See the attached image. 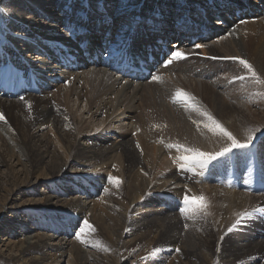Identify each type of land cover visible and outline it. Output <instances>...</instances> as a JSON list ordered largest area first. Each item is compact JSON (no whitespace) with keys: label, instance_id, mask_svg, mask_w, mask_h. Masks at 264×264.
I'll return each instance as SVG.
<instances>
[{"label":"bare ground","instance_id":"obj_1","mask_svg":"<svg viewBox=\"0 0 264 264\" xmlns=\"http://www.w3.org/2000/svg\"><path fill=\"white\" fill-rule=\"evenodd\" d=\"M85 1L75 5L77 1L74 0H43L50 9L46 14L34 2L29 5L25 0H0V76L5 73L21 76L23 87L28 85L26 75L35 77L34 92L23 90L19 95L11 96L0 90V114L4 117L0 120V190H10V200L23 199L27 187L38 180H46L48 192L40 193L36 198L23 199L18 204L50 201L51 198L58 200L59 196L54 191L65 195L72 188L80 190L85 199L76 201L82 198L76 196V200H66L65 205L71 207L68 209L73 215L64 223L71 220V225L77 223L81 228L87 221L93 228L90 217H95L85 213L89 207L93 211L91 199L86 195H89L90 187L92 190L102 188L105 196L102 201L106 200L102 211L104 219L107 221V215L116 217L119 225L115 233L118 241L109 243L103 237V246L110 248L112 254H118L119 250L123 251L128 246L130 255L137 256L132 264H142L140 258L144 254H140L138 245L150 246L154 251L159 249L166 255L175 251V264H255L258 259L260 264H264V238L259 237L264 235V194H256L264 191V141H260L263 137L260 139L259 134L264 131V122L253 124L244 112L239 101L245 95L235 90L244 88L240 84L242 79L237 77L245 79L246 69L233 65L239 62L234 58L245 59L264 80V16L259 10L263 9L261 3L258 0H214L211 4L210 0H137V3L130 0L131 5L126 7L129 0H123L121 8L113 10V0H105L104 4L109 7H104V12L103 8H98L103 0L97 2L95 9H86ZM38 4L41 6V1ZM203 8L209 15L220 10L216 23L221 26L213 28L207 22L209 15L200 12ZM236 10L241 14L238 17ZM93 11H99L100 15L95 16ZM258 11L262 18H257V22L237 24L242 15H255ZM60 14H69L75 30L80 26L87 32L74 42L69 32V36L61 37L67 32L64 27L55 25L54 33L57 35L45 36L49 27L45 26L41 17L45 16L51 22L60 18ZM105 15L112 19V27L111 19L107 23L102 22ZM135 15L144 17V20L147 17L156 19V24L151 27L146 25V21L139 22L130 33L131 22L135 20L132 16ZM17 16L22 20L19 24L12 21ZM130 17L132 20L127 22ZM183 17H189L194 24L202 26L205 35L194 33L192 26L175 27L174 24ZM33 25L42 35L29 30L28 26ZM114 25L116 27L109 37L111 42H114L115 34L120 33L123 41L129 38V50H139L142 54L145 53V46L149 44L152 48L158 37L178 41L182 35L195 34L198 39L193 46L185 41L178 48L185 58L152 72L149 78H128L103 65L101 60L90 61L92 57L83 55L84 51L92 56V51L100 47L97 46L98 40H104L105 31ZM124 25L128 28L121 32ZM25 30L30 33V39L26 36L22 38V33L18 32ZM211 37V42L206 41ZM83 40H87L85 49L79 48ZM29 41L41 47V52L33 57L43 61L46 57L48 62L28 63L29 59L23 56V51L29 48ZM172 41L168 47L175 43ZM195 45L202 46L199 47L201 55ZM31 51L38 50L33 47ZM57 51L58 56L63 58L69 53L76 55L77 67L62 65L55 56ZM231 58L234 61H230ZM16 59L20 60L17 64L8 62ZM219 71L225 72L223 79L215 77ZM155 76L161 77V80H154ZM63 80L67 83L61 87L59 82ZM196 84L198 87L194 88ZM57 85L58 88L52 91L51 88ZM177 90L192 97L188 103L200 111L177 97ZM253 90L255 96L251 89L249 94L252 93L256 101L263 91L260 86ZM222 94L225 96H220ZM141 96L149 99L145 107ZM70 97L85 101L89 117L100 116L103 124L100 130L88 127L90 120H85L83 115L84 120L69 112ZM166 99L171 102L165 103ZM174 100L177 102H172ZM176 107L177 112L172 109ZM201 111L209 113L240 142H245L248 135H252L253 140L248 148L235 149L203 167L194 164L190 169L181 170L176 157L182 153L169 145L179 144L214 154L230 143L226 137L214 134L205 127L208 121ZM260 111L264 114L263 110ZM135 129L137 133L131 136ZM71 161H76L73 167L70 166ZM93 172L101 174L98 183L93 180ZM71 173L74 174L70 177ZM74 177H77V182L73 181ZM109 177L119 179V187L109 183ZM62 185L66 187L65 193ZM185 195L205 197L209 202V214L201 213L195 218L182 216L180 208ZM70 200L73 202L70 203ZM13 204L9 205V209L15 208ZM60 227L61 224L54 227L48 224V231L26 234L17 241L12 240L10 234L1 236L0 247L6 250L0 251V257L11 264H86V257L95 258L96 254L94 257L90 255V248H97L89 240L93 231L86 229L81 239L87 243L79 239L78 248H74L75 238L72 242L53 241L54 234L60 230L54 232L52 228ZM65 230L70 233L69 224L65 225ZM125 235L130 236L128 245L122 239ZM190 238L196 243L193 244ZM53 250L57 252L53 253ZM122 255L120 258L112 255L117 258L113 261L109 257L96 261L118 264ZM148 264L161 263L154 259Z\"/></svg>","mask_w":264,"mask_h":264},{"label":"rangeland","instance_id":"obj_2","mask_svg":"<svg viewBox=\"0 0 264 264\" xmlns=\"http://www.w3.org/2000/svg\"><path fill=\"white\" fill-rule=\"evenodd\" d=\"M25 1H26V3H29V5H30L31 2H34L46 14L50 10V9L47 8V4L45 2H43V0H37V1L36 0H25ZM39 1H41V4H40L41 6H39V4H38ZM75 1H77V3L75 5H80L82 3L81 0H74V2ZM98 1L99 0H86V2L89 5V7L87 9H95L97 7V2ZM104 1L105 0H103V1H101L99 3L98 8H103L104 9V7L105 8H108L109 7L108 4H104ZM122 1L123 0H113V6H112L113 7V10H117V8H121ZM174 1H176V0H174ZM133 2H136L137 3V0H133ZM212 2L214 3L215 1L213 0ZM247 2H249V0H247ZM250 2H252V0H250ZM131 3H132V1L129 0V3L126 5V7H128L129 5H131ZM239 4H241V3H239ZM251 4H253V3H251ZM247 5H250V3H247ZM32 9H33V7H32ZM76 9H79V7L76 6ZM64 10L66 11V9H64ZM259 10H261V8H259ZM66 13H68V12L66 11ZM92 14H94L96 16V15H100V12L99 11L98 12H94L93 11ZM207 14L209 15V13H207ZM60 15H61L60 18H56L55 20L53 19L51 22H49V19L47 17H45V16L44 17H41V21H43L44 24H46L45 26H48L49 27V30L47 31L48 34L47 35L45 34V36H50V37L51 36H54V35L56 36L57 34H55L54 32H55L57 26L60 28V27H64L66 25L65 22H63V20H65V18L63 16L64 15L65 16H69V14H64L63 16H62V14H60ZM31 16H33V14H31ZM260 16H261L260 15V12L258 11V12H256L255 15L253 14L252 17L253 18H256V19L257 18L260 19V18H262ZM252 17L247 15L246 16V19H244V20H242L241 17H240L239 19L242 20V21H238L237 24H244L245 25V24H248L249 22L250 23H255V22L258 21V19L256 21L253 20V19H251ZM262 20L264 21V19H262ZM12 21L15 22V24H19L20 21H22V20H20V18H18V16H17V18H14ZM216 21H217V18L216 17L214 18L213 16H210L209 15V19L207 20V22L210 25H212L213 28H217V27L221 26L220 24H217ZM45 22H47V23H45ZM55 25H57V26L55 27ZM28 27H29V30L30 31H38L37 34H41L42 35V33L39 31V29L36 28L34 25L33 26H28ZM115 27L116 26L114 25L113 26V29H115ZM64 31L67 32L65 29H64ZM219 31L221 32V29H219ZM18 32L22 33V36H23L22 38H26L27 37L28 39H30V33L27 32L26 30L25 31H18ZM63 34H64V36H61V37H67V36H69L68 35V32L67 33H63ZM213 38L215 39V36ZM213 38L211 37V39H207L206 41L211 42L213 40ZM99 40H98L97 46H100V42L101 41H99ZM171 40H173L172 42H177L174 38L173 39H170L169 41H171ZM30 41H33V40H30ZM30 41H29V44H30L29 48L27 50L23 51V56H25L27 59H29L28 60V63L30 61L32 63L37 62V61L46 62L48 60L46 57H45V59H46L45 61H43L42 59H38L36 56L33 57V55H35V54L38 55L39 52H41V51H39L41 47L37 46L36 44H34V42H30ZM169 43H171V42H169ZM194 44H196V43H194ZM193 45L191 44V46H193ZM33 47L36 48L38 51H31V48H33ZM170 47H172V46L170 45ZM195 49L196 50L198 49L197 52H198L199 55H201L200 54L201 52H200L199 48L196 47V45H195ZM42 58H44V56H42ZM16 60H19V59H16ZM23 60L26 61L24 57H23ZM229 60L230 61H234L233 58H231ZM11 62H15V61L14 60H11ZM233 65H236V66H239L240 65V67H243L239 62H234ZM224 73H223V71H219L218 73L216 72L215 73V77L223 79ZM257 75H258V73H257ZM66 83H67V80H63L62 82H59V84L62 85L61 87L65 86ZM240 84H243L244 85V88L238 87V88H236L235 91H240V93L243 92L244 94L242 93V95H245L244 97L241 96L242 98L239 101L240 104H241V106H242V108L244 109V112L246 114H248L247 116H249V119H251V121H253V124L258 125L259 123H263L264 122V114L259 113V112H261L260 110H263L264 111V109H260L259 106L261 108H264V104H261V103H264V84L263 83H258L251 76V74L247 71V69H246V78L245 79H242L240 81ZM193 85H194V83H193ZM58 86L59 85H57L56 87L55 86L52 87L51 90L54 91L56 88H58ZM247 86H249V87H247ZM257 86L258 87L260 86V88L263 91V94L260 95L257 98V100L255 99L256 101H254L253 98H252L253 95H254V90L253 89H255ZM197 87H198V84H196V86H194V88H197ZM250 89H251V92L253 93V95H252V93L249 94L250 93ZM220 96H225V94H222ZM141 98L143 100V103L145 104L144 107L147 106L149 99L147 97H145V96H141ZM70 99H71V100H69L70 101V104L68 105V107L69 106L70 107L68 108V110H69V112L71 114L76 115L77 117L79 115L80 116V117H78L79 119H83L85 117L84 118L85 120H87V121L90 120L88 122L89 123L88 124V127H93V128H97L98 127L99 130H100V128H102L101 126L103 124L101 125L100 116L93 115V116L89 117V115L86 114L85 101L84 100H82V99L75 100L73 97H70ZM76 101H78V102L76 103ZM169 102H171V101L169 99H166L165 103H169ZM172 102H174V101H172ZM175 102H177V100H175ZM252 102H254V103L252 104ZM255 103L257 105H255ZM259 104H261V105H259ZM172 109L175 112H177V110H178L177 107L176 108H172ZM82 115H83V118L81 117ZM127 121H126V123H127ZM136 131H137V129L132 130L131 136H134L137 133ZM259 134H260V139L263 137V139L260 140V141H264V131L261 130V132ZM262 148H264V143L262 144ZM75 163H76V161H71L70 166L73 167V165ZM17 168H19V167H16V169ZM3 173H5V172H3ZM72 174H74V173H71L69 176L71 177ZM91 175L93 177V180H95L96 183H98L99 182V179L98 178H101V174L100 173H94L93 172V173H91ZM76 178L77 177H74V180H73L74 182H75ZM107 178H108V176H107ZM38 181L34 185H31L30 187H27L26 188L27 193L22 197L23 199L36 198L38 195H40V193H46V192H48V190H47L48 188L45 185V181L46 180L42 179L41 181L40 180H38ZM76 182H77V180H76ZM51 184H54V183H51ZM88 188H89V186L87 185L86 186V192H87ZM32 189H35V190L34 191H30ZM62 190L65 193L66 187L63 186ZM101 191H102V188H95V189L92 190L91 187H90L89 190H88V192H87L89 195H86L87 198L91 199V203L90 204L92 206L91 208H93L92 209L93 210L92 212H94V213H92L90 211V207H89V209L87 208L88 210L87 209L85 210V213L87 212L86 214L88 216L89 215L90 216L93 215V217H95V218H92V217L89 216L90 219H92V220H90L91 221L90 224L93 227L92 229L96 228L95 229L96 231L95 230H94L95 232L93 231V235H92V237H89V240L94 245H95L96 241H99V242L101 241V243H100L101 246L100 247L96 246L97 248L95 247L97 249V250L95 249L96 251L94 249L90 248V253H91L90 255L94 257L95 254H96V256H95L94 259L90 258V256L88 257V259L86 257V260H87L86 264H88V263L89 264H94L93 263L94 261L97 262L95 264H98L99 262L96 261V260L98 259L100 261V258H102V257L103 258H107V259L109 257V259H111V261H113L114 258H115V256H112V255H116L117 257L119 256L118 258H120V255H122V254H123L121 256L122 258H121V260H119L118 264H132V262H134L137 259V256H133L132 257V255H130L129 251H127L128 246L125 247L126 250H125V248H123L124 250L122 249L123 251H120L119 250L120 255H119V253L118 254L117 253H113L112 254V251H111L110 248H108L107 246H103V243H102L103 242V239H102L103 237L106 238L109 243H112L113 241H118L119 238H118V236L117 237L115 236V233L118 231L117 228H118L119 225H117L118 224V221H116V217H112V216L111 217H107L109 215H107V216L105 215L106 218H107V221L104 219V215L102 213L104 212V205H105L106 200L105 201L104 200L102 201V199H104L105 196L102 194ZM11 193L12 192L10 190H3V191L0 190V237L1 236H6L7 237L8 236L7 234H10L11 235V239L14 240V241H17L18 239H20L19 237L24 236L26 234H34L36 232L37 233H41V232L44 233V232L48 231L49 229L46 228V225H48V224H50L51 226L53 225V227L54 226H58L59 224H61V227H60L61 229H54V228H52V230L54 232L57 231V230H60L57 234H54V235H56V237L54 238L55 240H53V241L57 242L58 239H59V240H61V242L62 241H66V240H70L72 242V240L75 238V241L73 240L72 246L74 248H76V247L78 248L77 240H79V239L76 238V232H77L76 230H78L80 227H78L77 223L71 225L70 224L71 220L69 222L64 223L68 218L72 217V215H73V212L68 209V208H71V207H67L65 204H66V200H68L69 198H74V200H76V196H81L82 197L81 199H77L76 201H81L82 199L84 200L85 199L84 198V195L85 194L82 191L77 190L75 188H72L68 192V194L65 193V195L62 194V193H58V192H55L54 191V193L59 196L58 200L55 199V198H51L50 201H44V200H41V201H31V202H25V203L22 202V204H20V203L18 204V202H21L23 199H19V198H17V199L15 198L14 199V198H12L10 200L9 198L12 195ZM261 193L264 194V191L259 192V193H256V194H261ZM92 194H93V196H92ZM102 196H103V198H102ZM6 197L8 199H6ZM94 200H96V201H94ZM71 201L73 202V200H70V203H72ZM93 201H94V204H93ZM97 201L98 202L100 201V203H98ZM63 202H65V203H63ZM95 202H97L96 205H95ZM102 202H104V203H102ZM70 203L68 205H70ZM11 204H13L15 208L9 209V205H11ZM98 206L99 207H102V208H99ZM94 214H95V216H94ZM84 218H86L85 215H84ZM98 218H99V220H98ZM95 221H97V222H95ZM99 223H101V224H99ZM107 223H108V226H107ZM66 224H69V227L71 229L70 233L69 232H66V230H65V225ZM103 225H105V226H103ZM107 229H108V231H107ZM96 236L99 237V238H97ZM259 237H260V239L261 238H264V235L263 236H260L259 235ZM129 238H130V236H128V235H125V236L122 237V239L124 240V242H126L125 245H128L130 243L129 242ZM125 239H127V240H125ZM190 239H192V238H190ZM191 242L193 244L196 243V241L194 239H192ZM66 244H64V245H66ZM57 246L58 247H61L62 245H57ZM137 247L139 248V250L141 249L140 250V254H144L143 255L144 257L140 258V263H142V264H148L150 260H154V259L160 261L161 264H175L176 263V258L173 257L174 254H175V251H171L170 253H168L166 255L163 252H160V251L157 252V251H154V250L150 249V246H141L142 247L141 248L140 245H138ZM67 248H69V245L68 244H67ZM143 248H144V250H143ZM4 250H6V248L0 247V251L1 252H5ZM128 250H130V248H128ZM54 252L56 253L57 251L56 250H53V253ZM125 253H126L127 256L125 255ZM71 254H73V253H71ZM159 256H161V257H159ZM124 257H126V258H124ZM115 259L117 260V258H115ZM7 262L8 261H6L4 258H1L0 257V264H11L10 262L9 263H7ZM260 263H261V260L260 259H258V260L255 261V264H260Z\"/></svg>","mask_w":264,"mask_h":264},{"label":"snow or ice","instance_id":"obj_3","mask_svg":"<svg viewBox=\"0 0 264 264\" xmlns=\"http://www.w3.org/2000/svg\"><path fill=\"white\" fill-rule=\"evenodd\" d=\"M197 48L202 47L201 45H196ZM185 58V54L181 51H173L171 53V59L168 63H172L173 61H178ZM238 59L239 63L243 65L245 69L251 74V76L258 82L264 83V80H261L257 75L253 66L245 59L242 58H234ZM238 79H244V77H237ZM154 80L160 81L161 77L155 76L153 77ZM177 97H181L185 103L190 102L193 98L190 97L187 93L182 92L181 90H177L176 94ZM175 102V100H174ZM189 107H193L195 110L200 111L199 109L195 108L194 105L188 103ZM30 107V106H29ZM201 115L204 116L208 123L205 124V127L212 131L214 134L222 135L227 138L230 143H228L225 147H223L220 151L210 154L202 152L198 149L189 148L184 145H169L170 148H175L178 152H181V155L176 157V160L179 162L178 167L181 170L190 169L192 165L199 164L201 167L211 163L212 161L217 160L218 158L224 157L226 154L231 153L235 149H246L249 147L251 141L253 140L252 135H248L247 140L245 142H240L237 140L231 132L225 129L217 120H215L209 113L201 111ZM4 117L0 114V120H3ZM139 147V145H137ZM109 183H113L116 187H119L121 181L116 177H109ZM209 202L206 200L205 197L201 196H194L189 197L185 195L183 198V207L180 208V213L182 216L186 218H195L197 215L203 213L204 215H208ZM247 215V213H245ZM86 229L94 231L91 226L84 222L83 227L80 228V231L76 234V238L80 239L82 243H87L86 241L81 239V234L85 232ZM95 246H101L99 241H96ZM155 251H159L156 249Z\"/></svg>","mask_w":264,"mask_h":264}]
</instances>
